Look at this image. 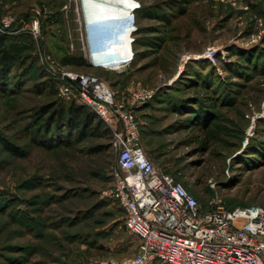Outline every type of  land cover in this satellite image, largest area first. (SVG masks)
<instances>
[{
  "label": "rangeland",
  "instance_id": "obj_1",
  "mask_svg": "<svg viewBox=\"0 0 264 264\" xmlns=\"http://www.w3.org/2000/svg\"><path fill=\"white\" fill-rule=\"evenodd\" d=\"M136 1L148 8L139 21L141 31H150L144 37L161 46L148 50L140 46V51L148 53L131 65L126 75L117 71L119 74L105 76L117 85L114 91L122 103L140 87L156 92L148 106L135 110L143 127L145 151L161 171L176 175L204 210L209 211L213 202L229 208L264 206V66L260 60L264 53V0ZM84 14L81 0H0V32L12 37L16 49L30 57L19 67L28 71L24 85L15 86L8 95L0 90V131L18 145H30L27 159L16 160L0 148V201L4 204L17 199L13 207L36 212L35 220L43 219L48 227L38 226L44 243L31 236L17 238L18 231L13 232L16 226L8 232L11 218L0 215L3 263L1 255L7 254L3 248L8 238H15L12 243L19 246L38 245L43 251L39 256L26 253L27 264H121L135 259L140 250L141 240L126 229L122 209L108 195L117 159L113 131L107 138L88 137L72 147L63 143L49 151L29 144L23 134L41 107L54 102L64 107L74 100L45 89V75L52 77L41 69L44 50L61 67L90 73L86 65L76 63L84 57L78 31L91 29L85 27ZM127 20L123 16L93 21L90 24L96 25L91 31L98 36L103 30L124 27ZM105 48L113 54L114 46ZM211 49L220 54L221 62L215 58L214 64L222 80L230 81L229 93L236 98H224L228 100L224 102L223 96L217 97L210 90L217 97V117L213 125L203 128L193 126L187 113L192 104L176 110L171 105L174 100L162 98L160 93L177 83L183 85L180 80L187 65L204 61L199 57ZM222 63L240 68L237 71L242 78H229ZM36 177L35 185L29 184L31 189L21 188L23 181Z\"/></svg>",
  "mask_w": 264,
  "mask_h": 264
},
{
  "label": "built area",
  "instance_id": "obj_2",
  "mask_svg": "<svg viewBox=\"0 0 264 264\" xmlns=\"http://www.w3.org/2000/svg\"><path fill=\"white\" fill-rule=\"evenodd\" d=\"M134 13L128 17L131 25H135ZM78 33V44L91 68L128 70L134 53L131 57L120 51L110 54L101 48L94 31ZM216 55L211 49L199 60L215 63ZM42 64L57 81L60 98L78 99L113 131L117 159L108 195L124 212L127 230L141 240L136 258L121 264H264V206L231 210L213 202L209 211L204 210L182 182L161 171L147 155L135 110L153 100L155 91L140 87L122 103L110 84L94 73L61 67L46 50Z\"/></svg>",
  "mask_w": 264,
  "mask_h": 264
},
{
  "label": "trees",
  "instance_id": "obj_3",
  "mask_svg": "<svg viewBox=\"0 0 264 264\" xmlns=\"http://www.w3.org/2000/svg\"><path fill=\"white\" fill-rule=\"evenodd\" d=\"M139 3H140L139 9H137L134 13V15L136 16L135 20H137L136 22L137 27H136V31L132 34L133 38L135 37L133 42L134 45H132L133 51H135L134 60L131 63V65L133 66H135L136 62L140 57L148 53V51H140L139 49L140 46H142L143 50H148L149 48H151V46L152 48L157 47L158 49V46H161L158 44V42L156 41L153 42L150 39H148L149 37H144V34L149 33L150 31H141V27L139 26V21L142 19L145 13L148 12V8L142 2L139 1ZM0 25L3 27L1 22ZM155 32L159 33V31H155ZM7 36L8 35H4L3 33L0 32V87H1L0 90L2 91V93L4 92L3 95H8L7 93L13 92V90H15L16 88L15 86L20 87L24 85L25 81L27 80L26 75L28 71L19 69V67L22 65H26L27 60L30 58L24 55V53H21L22 50H19L20 51L19 52L16 49V45L14 43L15 40L12 37L9 36L7 37ZM65 41H67V39ZM220 59L221 56L220 54H218L216 57V61H218L219 63L221 62ZM260 60H262V65L264 66V53L263 55L260 56ZM247 61H249V63L251 62L249 58L247 59ZM254 61H256L255 58ZM76 63H79L81 65H86L90 70V73H94L100 76L101 78L105 79L113 88V90L117 87L115 83H113L110 79L106 78L105 76L108 74H119L116 71H107L103 68L93 69L90 67V65L83 56ZM230 64L232 63L221 64L222 68L227 72L228 77L241 79L242 77L240 76V73L237 71L240 68L236 69ZM131 65L129 67H131ZM41 69L44 72V68L41 67ZM17 70H21V72L15 74L14 72ZM245 70L246 73L252 72L250 69H245ZM123 73H125L126 75V71ZM44 78L45 81L43 85L45 89H49V92L59 96L57 81L55 79L47 77V75H45ZM180 81L183 82V85H179V83H177L176 85H174L173 88H168L166 92L162 90L160 94H163L162 98L170 97L171 99H173L174 102L171 103V105L174 106L176 110H182L184 106L188 107L186 104H192V107H189L192 108L191 111L187 113L191 115V121L193 123V126L195 125L206 128L215 123L216 120L215 118L217 117L216 112L218 111L216 107L217 97L223 96L222 97L223 99H221V101L224 102H228V100L230 101L233 100V98H236V97H232V95H230L229 93L230 88L228 82L230 81L222 80L218 72V66L212 63L210 60H205L201 62L193 61L191 66H189L188 64L187 70L186 72H184L183 78ZM7 89L9 90V92H7ZM198 89H202L206 93H209L210 90L215 91L216 92L215 95L217 97H215L210 93L203 95V92L198 91ZM191 90L193 93L189 94ZM42 92L43 91H41V93ZM179 97L182 98L179 100L174 99ZM224 98H228V100H224ZM0 99H1V95H0ZM73 99L74 100L70 101L68 106L61 107L59 103L54 102L41 107V109L35 113L34 117H32L33 119L28 125H26V128H24L25 131L23 132L25 138H29L30 140L29 144H36L42 147L43 149L49 151L59 148L58 146L61 145L63 146V143H65L64 144L65 147H72L76 143L82 142L84 138H88V137L107 138L109 134L112 133V130L107 125V123L104 120H102L97 114H95L88 106L81 104L76 98ZM151 101L147 102L145 105L148 106V104ZM143 133H144L143 127L141 125L142 144H143ZM28 146L30 145L28 144H26L25 146L18 145L17 142H14V140L11 138L5 137L4 133L0 131L1 151L3 150L4 152L9 154L11 157L15 158L16 160L28 158L29 156ZM97 151H99V149ZM149 157L151 158V156ZM151 160L155 163L153 158H151ZM166 173L171 174L168 171ZM171 175H173L176 178V180L179 181L176 175L174 174ZM38 179L39 178L36 177L33 178L32 180L23 181L21 188L23 190H28V188L30 187L31 189V186L29 184L32 182L31 185L33 187L36 183L35 181H37ZM185 187L188 189L190 193H192L196 197V195L191 190H189V188L186 185ZM16 200L17 199L13 200L12 202H7L4 204L0 201V215H6L9 217V219L11 218L10 225H8L9 226L8 232L11 233L10 228L14 225L18 228L15 231H13V232L18 231L19 235L17 236V238H29V236H31L32 238L37 239L38 241H42V243H44V241L46 242L45 238H43L44 234H41L38 228V226L40 225L42 228H45L46 230L48 229L46 224L43 222L44 220L41 219V222H39V220L38 221L35 220L36 212H34L35 214L34 215L22 210H18L17 206L13 207V204L15 203ZM229 209L232 210L235 208H229ZM124 223H125V214H124ZM2 231L3 228L1 227L0 235L2 234ZM14 240L15 238H8L6 240L5 247L3 248V250L7 252V254L1 255V257L5 259L4 260L5 263L0 262V264H27L28 256H34V255L39 256L43 254V251L40 248H38V245H36L35 247V245L29 243V245L27 244L25 246L24 245L19 246V244L17 243H12L14 242ZM34 247L38 249H35ZM13 253L23 254L21 255L23 257L10 255ZM26 253L28 254V256L26 255Z\"/></svg>",
  "mask_w": 264,
  "mask_h": 264
},
{
  "label": "bare ground",
  "instance_id": "obj_4",
  "mask_svg": "<svg viewBox=\"0 0 264 264\" xmlns=\"http://www.w3.org/2000/svg\"><path fill=\"white\" fill-rule=\"evenodd\" d=\"M81 7H82V10L85 12V14H84L85 23L90 24L93 21H100V20H104L107 18H113V17H119L120 18L123 16L124 17H130L134 13L133 9L139 8L140 6L136 0H81ZM135 19H136V16H135ZM135 22H137V20H135ZM94 24L96 25V23H94ZM131 26H135L134 23ZM121 27H122V25H121ZM103 31H105V30H103ZM131 32H133V31H131V28H130L123 35V37L125 38L124 39L125 43H124V45H121V49H119L120 52L125 54V56H127V57H131L132 53L135 52V51H133V49L131 50L130 41H131V38H133V36L131 35ZM132 45H134V44H132Z\"/></svg>",
  "mask_w": 264,
  "mask_h": 264
},
{
  "label": "clouds",
  "instance_id": "obj_5",
  "mask_svg": "<svg viewBox=\"0 0 264 264\" xmlns=\"http://www.w3.org/2000/svg\"><path fill=\"white\" fill-rule=\"evenodd\" d=\"M94 24H88L86 23V29L89 30L90 27L91 29L93 28ZM131 28V35L136 31V26H131V24L127 21L124 27H120V28H115L112 31H110L109 35L106 36L105 41L102 42L101 48H103L104 50H106V46L107 47H111L114 46V48L112 49L113 51H120L119 49H121V45H124L125 43V38L123 37V35ZM90 29V31H91ZM116 40H118V42H115ZM134 42V38H131L130 44H131V50L133 49L132 44Z\"/></svg>",
  "mask_w": 264,
  "mask_h": 264
},
{
  "label": "crops",
  "instance_id": "obj_6",
  "mask_svg": "<svg viewBox=\"0 0 264 264\" xmlns=\"http://www.w3.org/2000/svg\"><path fill=\"white\" fill-rule=\"evenodd\" d=\"M109 33H110V31H103V32L99 33V35L97 36L98 37V41L100 43H102L103 41H105V38H106L107 35H109Z\"/></svg>",
  "mask_w": 264,
  "mask_h": 264
},
{
  "label": "water",
  "instance_id": "obj_7",
  "mask_svg": "<svg viewBox=\"0 0 264 264\" xmlns=\"http://www.w3.org/2000/svg\"><path fill=\"white\" fill-rule=\"evenodd\" d=\"M134 8V7H133ZM134 10V9H133ZM94 16V15H93Z\"/></svg>",
  "mask_w": 264,
  "mask_h": 264
}]
</instances>
